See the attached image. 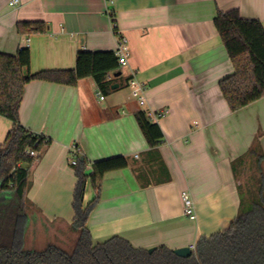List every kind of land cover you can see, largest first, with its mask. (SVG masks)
<instances>
[{"label":"crops","instance_id":"1","mask_svg":"<svg viewBox=\"0 0 264 264\" xmlns=\"http://www.w3.org/2000/svg\"><path fill=\"white\" fill-rule=\"evenodd\" d=\"M12 1L0 0V54H16L31 38L32 73L75 69L79 51H116L122 37L131 50L129 64L114 74L119 88L108 93L93 77L76 85L27 83L21 124L50 140L30 166L27 248L71 245L77 237L73 146L87 175L96 161H128L97 186L87 180L84 205L99 196L88 221L95 243L120 235L137 248L193 249L264 192V98L231 110L219 83L235 69L214 23L219 10L238 9L264 25V0ZM20 22H44L47 29L23 33ZM131 79L145 90L131 87ZM138 110L166 111L154 119L164 135L159 145L148 144ZM12 126L0 115V145ZM184 190L197 219L183 212Z\"/></svg>","mask_w":264,"mask_h":264},{"label":"trees","instance_id":"2","mask_svg":"<svg viewBox=\"0 0 264 264\" xmlns=\"http://www.w3.org/2000/svg\"><path fill=\"white\" fill-rule=\"evenodd\" d=\"M214 23L235 69L219 85L231 110L238 111L264 98V25L260 20L242 17L238 9L219 10ZM24 27L30 32L47 29L44 22H20L23 33ZM31 58L30 47L26 46L16 54H0V115L13 123L5 143L0 145V264H264V192L249 208L241 209L226 230L201 237L189 257H181L165 245L152 252L137 248L120 235L95 243L88 221L99 196L85 206V186L88 178L97 186L107 172L127 167L124 156L94 162L90 175L85 173V161L79 158L73 201L74 243L26 248L30 166L39 157H31L26 150L40 153L50 143L21 124L20 107L27 83L38 79L76 85L82 78L93 77L100 90L108 93L116 79L114 74L121 71L112 50H81L72 70L32 73ZM135 117L148 144L159 145L164 138L159 123L143 110L136 111Z\"/></svg>","mask_w":264,"mask_h":264},{"label":"built area","instance_id":"3","mask_svg":"<svg viewBox=\"0 0 264 264\" xmlns=\"http://www.w3.org/2000/svg\"><path fill=\"white\" fill-rule=\"evenodd\" d=\"M111 1H113V0H111ZM20 2H21V0H13L11 4L14 6V5L19 4ZM30 41H31V38L25 37L23 39L22 46L30 47ZM115 53L118 57L120 67H125L129 64V59L131 56V50H130V47L128 44V40L125 37L121 38V40L119 42V46L116 49ZM130 86L133 88H138L142 92L145 90V85H143L137 79H131L130 80ZM101 98L104 99V96H102ZM140 103L141 104L145 103V97L144 96L140 97ZM165 114H166V111H161L159 113L151 112L150 116L153 119H157V118L164 116ZM71 152L74 155V157L71 159V164L77 165L78 159L75 156L80 152V148L77 146H73L71 149ZM26 153H28L31 157H38L39 156V152L37 150H34V149H28V150H26ZM181 197H182V201H183V207H184L183 212H184V214L193 220L197 219L195 201L193 200L190 192L187 190H184L182 192ZM193 249H195V246L193 247Z\"/></svg>","mask_w":264,"mask_h":264},{"label":"water","instance_id":"4","mask_svg":"<svg viewBox=\"0 0 264 264\" xmlns=\"http://www.w3.org/2000/svg\"><path fill=\"white\" fill-rule=\"evenodd\" d=\"M120 75H121V71L115 73V76H116V77H118V76H120ZM116 88H119V84H118V83H116V84H114V85L112 86V89H116ZM154 249H155V248L152 247V248L149 249V251L152 252ZM174 252H175L177 255L181 256V257H189V256L192 255V253H193V249H191V247H188V246H187V247H181V248L174 249Z\"/></svg>","mask_w":264,"mask_h":264},{"label":"rangeland","instance_id":"5","mask_svg":"<svg viewBox=\"0 0 264 264\" xmlns=\"http://www.w3.org/2000/svg\"><path fill=\"white\" fill-rule=\"evenodd\" d=\"M125 75H126V71L124 70L123 71V75L121 76V78L123 79L124 77H125ZM40 231V230H39ZM27 232V231H26ZM42 235V234H41ZM43 240H45L44 238H43ZM26 242H27V236L25 237V247L27 248V246H26ZM98 243V242H97ZM40 244V243H39Z\"/></svg>","mask_w":264,"mask_h":264}]
</instances>
